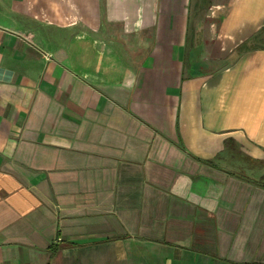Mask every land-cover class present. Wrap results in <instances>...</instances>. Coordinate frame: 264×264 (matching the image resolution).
<instances>
[{
    "label": "crops",
    "instance_id": "obj_1",
    "mask_svg": "<svg viewBox=\"0 0 264 264\" xmlns=\"http://www.w3.org/2000/svg\"><path fill=\"white\" fill-rule=\"evenodd\" d=\"M242 171L264 0H0V264L264 263Z\"/></svg>",
    "mask_w": 264,
    "mask_h": 264
},
{
    "label": "trees",
    "instance_id": "obj_2",
    "mask_svg": "<svg viewBox=\"0 0 264 264\" xmlns=\"http://www.w3.org/2000/svg\"><path fill=\"white\" fill-rule=\"evenodd\" d=\"M204 162H207V163H213L212 160L208 159V160H202ZM239 176H241L243 179L245 180H248L250 182H253L257 185H261L264 187V181L262 178H259V179H256V178H253L251 177L250 175H248L245 171H242L241 173H239ZM244 264H254V262H251V263H244ZM258 264H264V263H258Z\"/></svg>",
    "mask_w": 264,
    "mask_h": 264
},
{
    "label": "rangeland",
    "instance_id": "obj_3",
    "mask_svg": "<svg viewBox=\"0 0 264 264\" xmlns=\"http://www.w3.org/2000/svg\"><path fill=\"white\" fill-rule=\"evenodd\" d=\"M235 167V166H234ZM253 174L252 175H254V177L256 176L257 178H259V177H261V176H259V175H255V172H252ZM263 179V178H262Z\"/></svg>",
    "mask_w": 264,
    "mask_h": 264
}]
</instances>
